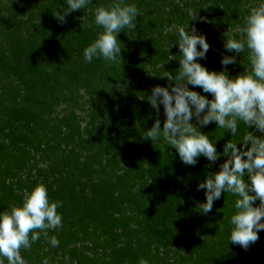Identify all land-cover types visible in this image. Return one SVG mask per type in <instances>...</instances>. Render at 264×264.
<instances>
[{
    "label": "trees",
    "instance_id": "1",
    "mask_svg": "<svg viewBox=\"0 0 264 264\" xmlns=\"http://www.w3.org/2000/svg\"><path fill=\"white\" fill-rule=\"evenodd\" d=\"M110 2L92 0L60 24L53 14L64 0H0V211L20 205L37 184L63 202V227L49 231L59 246L41 236L21 255L27 264H264V231L247 250L229 243L237 197L222 193L210 213H200L206 190L198 184L226 157L186 166L146 133L157 119L147 97L170 83L160 76L180 67L178 45L169 50L174 29L166 36L165 28L188 22L187 8L199 11L208 22L195 26L210 45L199 62L219 72L222 55H233L223 34L240 39L235 30L259 0H126L141 15L135 30L118 35L120 61L86 64L83 50L102 31L93 9ZM236 59L227 66L231 77L251 70L247 49ZM159 118L163 127L162 106ZM201 131L220 139L221 153L232 138L215 123ZM244 131L240 124L233 139Z\"/></svg>",
    "mask_w": 264,
    "mask_h": 264
},
{
    "label": "clouds",
    "instance_id": "2",
    "mask_svg": "<svg viewBox=\"0 0 264 264\" xmlns=\"http://www.w3.org/2000/svg\"><path fill=\"white\" fill-rule=\"evenodd\" d=\"M64 4L67 7L61 6L62 11L56 10L53 14L60 24L67 23L66 18L72 12L89 9L92 0H64ZM186 12L188 22L165 28L166 36L174 29L175 40L169 50L178 45L180 67L175 76L170 72L160 76L170 83L153 87L147 97L157 113L152 128L146 131L147 139L162 140L168 148L175 149L186 166H195L204 157L211 167L221 156L226 157L218 172H209L205 181L198 184L197 191L206 190V202L200 204V213H210L222 193L237 197L235 211L229 219L232 226L229 243L247 250L258 241V233L264 231V0L251 8L244 17L243 27L236 28V32L242 33L240 39L229 30L223 34V48L233 55H222L219 72L209 71L199 62L206 59L210 45L205 35L198 34L195 24L208 21L194 8L189 7ZM138 15H141L140 9L126 0H111L107 6H96L93 22L102 31L84 48L83 62L91 64L102 59L108 64L118 63L122 50L118 35L135 30ZM245 49L251 70L231 77L227 66L236 64V56ZM175 57L169 54L168 60ZM190 86L202 89L211 99L190 90ZM161 106L165 117L163 127L159 118ZM212 123L216 129L224 130L223 137L225 133L231 134L222 153L216 146L220 139H211L201 131ZM240 124L245 126V131L237 141L233 138ZM257 201L259 205L254 207ZM61 207L62 201H52L47 187L37 184L24 192L20 205L0 211V264H27L21 250H30L41 236L51 247H58V238L50 236L49 231L63 227L62 214L58 212ZM42 264H49L48 259ZM138 264H148V261L140 258Z\"/></svg>",
    "mask_w": 264,
    "mask_h": 264
}]
</instances>
